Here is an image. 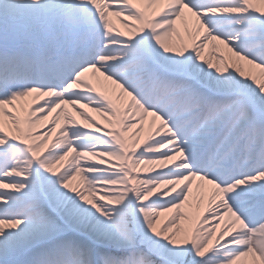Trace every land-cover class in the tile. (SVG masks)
<instances>
[{
    "label": "snow or ice",
    "instance_id": "snow-or-ice-1",
    "mask_svg": "<svg viewBox=\"0 0 264 264\" xmlns=\"http://www.w3.org/2000/svg\"><path fill=\"white\" fill-rule=\"evenodd\" d=\"M0 264H264V0H0Z\"/></svg>",
    "mask_w": 264,
    "mask_h": 264
},
{
    "label": "bare ground",
    "instance_id": "bare-ground-1",
    "mask_svg": "<svg viewBox=\"0 0 264 264\" xmlns=\"http://www.w3.org/2000/svg\"><path fill=\"white\" fill-rule=\"evenodd\" d=\"M114 24H115V26H116L117 28H122V26L119 25L118 23H116L115 21H114ZM209 51H216V50L205 49V55H207ZM212 59H213V61L215 62V57H214V56L212 57ZM68 111L71 112V109H68ZM86 111H87V110H86ZM72 114L75 115V113H72ZM92 115H95V114L93 113ZM76 118L78 119V117H76ZM97 118L99 119V117H97ZM78 120H79V119H78ZM101 122L103 123V121H101ZM140 135L142 136V135H143V132H142Z\"/></svg>",
    "mask_w": 264,
    "mask_h": 264
},
{
    "label": "rangeland",
    "instance_id": "rangeland-1",
    "mask_svg": "<svg viewBox=\"0 0 264 264\" xmlns=\"http://www.w3.org/2000/svg\"><path fill=\"white\" fill-rule=\"evenodd\" d=\"M78 119H80V118L78 117Z\"/></svg>",
    "mask_w": 264,
    "mask_h": 264
}]
</instances>
